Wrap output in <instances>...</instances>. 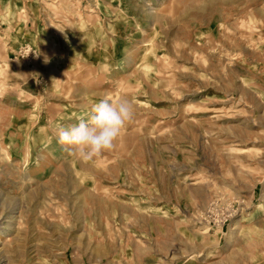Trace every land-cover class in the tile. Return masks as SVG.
Listing matches in <instances>:
<instances>
[{"label": "rangeland", "instance_id": "rangeland-1", "mask_svg": "<svg viewBox=\"0 0 264 264\" xmlns=\"http://www.w3.org/2000/svg\"><path fill=\"white\" fill-rule=\"evenodd\" d=\"M0 264H264V0H0Z\"/></svg>", "mask_w": 264, "mask_h": 264}, {"label": "clouds", "instance_id": "clouds-1", "mask_svg": "<svg viewBox=\"0 0 264 264\" xmlns=\"http://www.w3.org/2000/svg\"><path fill=\"white\" fill-rule=\"evenodd\" d=\"M134 116L135 105L131 99L105 95L91 105L86 120L58 129V143L67 146L70 155L82 162H92L115 148Z\"/></svg>", "mask_w": 264, "mask_h": 264}]
</instances>
